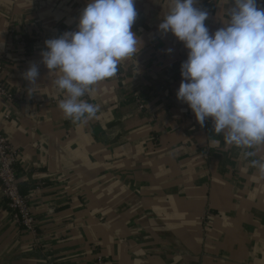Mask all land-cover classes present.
I'll return each instance as SVG.
<instances>
[{
    "label": "crops",
    "instance_id": "crops-1",
    "mask_svg": "<svg viewBox=\"0 0 264 264\" xmlns=\"http://www.w3.org/2000/svg\"><path fill=\"white\" fill-rule=\"evenodd\" d=\"M170 5L136 0L142 49L84 97L99 110L78 124L59 109L58 74L41 52L77 29L86 0H0V82L14 99L0 96V127L21 151L19 183L41 239L12 221L0 186V264H264V173L251 165L264 162V146L244 158L177 100L187 50L158 31ZM195 6L210 33L233 7Z\"/></svg>",
    "mask_w": 264,
    "mask_h": 264
},
{
    "label": "clouds",
    "instance_id": "clouds-1",
    "mask_svg": "<svg viewBox=\"0 0 264 264\" xmlns=\"http://www.w3.org/2000/svg\"><path fill=\"white\" fill-rule=\"evenodd\" d=\"M136 0H86L77 29L45 41L41 63L63 93L59 109L73 123L86 124L99 106L84 97L94 86L116 75L121 61L137 57L143 41L132 30L138 13ZM197 0H171L158 31L171 33L187 50L181 64L177 100L185 103L203 127L211 119L213 132L242 150L246 159L264 146V8L257 0H228V19L210 33L208 11ZM3 47V46H2ZM171 52V49L168 50ZM31 87L39 67L23 74ZM264 173V162L251 160Z\"/></svg>",
    "mask_w": 264,
    "mask_h": 264
},
{
    "label": "built area",
    "instance_id": "built-area-1",
    "mask_svg": "<svg viewBox=\"0 0 264 264\" xmlns=\"http://www.w3.org/2000/svg\"><path fill=\"white\" fill-rule=\"evenodd\" d=\"M1 70L0 66V75ZM0 96L8 101L14 100L1 82ZM20 152L17 146L8 141L0 127V186L7 210L12 221L24 231L32 234L34 242L39 243L41 239L37 233L36 218L31 211V195L23 193L19 183L17 161ZM44 186L45 183L39 182L35 188L38 190Z\"/></svg>",
    "mask_w": 264,
    "mask_h": 264
}]
</instances>
